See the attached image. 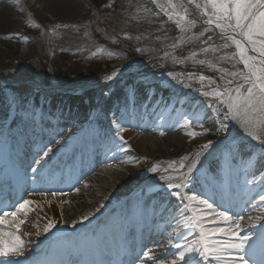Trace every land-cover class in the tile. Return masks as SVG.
Here are the masks:
<instances>
[{"label": "rangeland", "instance_id": "374dc122", "mask_svg": "<svg viewBox=\"0 0 264 264\" xmlns=\"http://www.w3.org/2000/svg\"><path fill=\"white\" fill-rule=\"evenodd\" d=\"M9 1L11 2L9 17L5 21L0 22V98L4 99V103L0 106V112H2L4 106L10 103V96L13 93L18 95V101H23L27 98V101L30 102L27 105L29 109L27 112L31 113L33 110L34 116L39 115V111H36L39 106V97L47 93L58 92L77 95L79 96L78 102L82 100V103L87 102L88 96L95 94L97 98L94 101L97 104L107 103L110 106L113 102H107V100L116 91H119L121 96L119 97L120 103L116 102V108L113 109L116 117L126 112H123L124 108L130 110L128 111L130 115L131 113L135 115L138 110H145V100L149 98L148 91L149 87H151L152 99L155 100L161 97L164 105H169L172 99L177 96V105L181 99H184L187 109L190 106L196 108V105L199 106V109H203V112L198 114L199 122L203 124V127H199L194 122L191 129L196 130L197 133H203L195 136L198 141H208L209 137L212 136L216 139L212 141V146L206 150H202V146H197L189 154L178 156L160 155L155 148L153 150L156 158H158L156 163L146 157L135 154L136 148L133 140L126 141V144L122 142L123 149L130 147L131 153L129 155L134 158L133 164L137 170L141 171L137 172L136 178L129 175V178L140 182L139 184L135 182L130 187L131 190L135 189L133 191L134 195L130 197L132 200L148 199L147 197L152 194L164 192L166 193L165 198L167 201L170 200L172 204L183 209V202L174 196L168 195V189L165 187L169 182L175 183L178 181L161 179L162 176L167 177L170 175L178 177L180 173H185L189 177L187 181L190 179H195L196 181L202 178L203 180H197V184L204 182L202 186L206 185L214 194L218 191L220 192L222 180H228L230 185H232V187H229L231 194H233L234 188L237 189L238 186L249 184L246 181H250V178L254 176V172L245 171L246 161L249 158L256 160V157L264 159V144H260L247 136L242 125H240L242 130L236 131V120L230 116L225 118L228 112L226 105L219 104L214 97H205L200 94L201 92L214 90L222 91L224 88L235 90L238 86L244 84L241 76L229 75V73L233 72H247L242 63L240 64L243 68H240L239 56L237 58L236 51L230 44L227 48H218V46H223L226 42L224 44L214 42L212 45L209 43L208 49L210 50L207 52L189 50L181 56L173 54L161 59L163 60L162 62L161 60L160 62H152L157 59H153L154 56L158 55V58L161 57L158 54L160 48L158 42L164 40V36H161V27L168 23L178 24V19L171 16L174 14L168 5V0H76L73 4L74 16L69 18L59 17L53 13L49 6V0L47 3L44 0ZM172 2L178 4L175 0H172ZM196 3L203 5L205 0H196ZM99 5L102 7H99ZM200 10L202 14V8ZM177 11L182 12V9L178 8ZM208 11L211 12L210 7ZM35 25H38V27ZM57 25L60 27L57 28ZM196 29L199 30L200 27L195 26L193 29H189L185 36L189 37L192 34H197ZM172 30L171 27L166 31L167 37L173 34ZM24 38H27V42H25ZM257 39H264V37L258 36ZM211 40L218 41L216 39ZM8 46H13L18 52L15 55H9L7 52ZM211 49L216 50L212 51ZM108 53H112V55L110 56ZM201 60L206 61V63H200L199 61ZM121 63H125V65L119 66ZM108 67H111L112 72L106 77L96 78L95 82H93L94 77L100 74L99 71L107 70ZM200 76H204L206 79L201 81L199 79ZM172 77H175V79H172ZM229 79L233 81L231 85L226 84ZM177 81H183V83H178ZM130 84H133L138 90L134 105L122 99L127 98L129 92L124 86ZM20 87H23V92L20 91L19 93L16 89H20ZM122 90L125 93L122 94L120 92ZM234 94L235 92L233 91ZM149 104H147V107L151 109L153 107L152 102H149ZM11 110H15L19 115H24L26 112L18 104H12ZM101 111L104 112L100 113L99 111L96 114L98 116H95L93 109L89 107L76 121L83 125L85 120L90 118L94 121L96 118L99 120L100 116L104 114L103 123L107 124L105 127L111 131V136L116 135L117 127H112V124H108L112 120L108 111L106 109ZM192 111L194 110L192 109ZM187 113L188 111L184 107V115L177 117L174 121L176 127L183 126L185 117L195 120V117H191L190 114L185 115ZM127 117L124 114V118ZM6 118L9 120L10 116L6 115ZM222 124L227 125V128L222 129ZM76 125L78 124L72 123L65 130ZM162 131L166 132L164 129ZM121 134L123 133L121 132ZM144 140H146L145 145L150 146L153 144L148 142L149 140L147 139ZM48 148H51V152H53L63 147L54 142H49L46 145V150ZM208 151L210 152L208 153ZM198 153L199 155H197ZM184 157H188V159L184 160ZM111 158V154H106L104 160L101 161L91 158V160L96 161L95 167L81 177L79 183L72 187L71 190L74 191L81 188L88 190L96 188L97 190L101 188V181L104 180L113 186V194L118 193L119 195L123 189L122 187H124L121 181L124 180H122L121 172L113 169V163L117 162L122 165L124 160L117 161L116 159L113 161ZM171 162H175V164L172 168H169ZM194 162L195 167L189 172L188 169ZM181 163L184 164V168H180ZM157 165H159V170L156 173L149 171L150 168ZM211 165L215 166V168L208 171ZM164 169L168 170L164 171ZM262 172L264 175V171ZM94 178L99 180V182L93 181ZM192 183H187V187L183 191L190 190L189 187L193 188L195 184ZM259 186V189L263 188L261 184ZM150 189L151 191H149ZM198 189L199 191H196ZM8 191L11 192V190ZM173 191H177V189H173ZM193 191L200 193L202 188H196L195 186ZM261 191H264V189ZM17 193L18 191H15L14 194L17 197L13 203L8 197L6 200L8 199L9 203L13 205L20 201L22 202L24 199H30L29 193L26 195V192H24L22 197L18 196ZM145 193L147 195H144ZM40 194L41 192H39ZM69 194L61 193V195H65L63 197H68ZM58 195H60L58 191L55 194H46L49 198ZM61 195L59 197H62ZM106 199H104L105 203ZM170 201H168L169 204ZM18 205L8 207V204H2L0 212H3L6 208L9 211L14 210ZM103 207L106 208L105 211H113L108 206L103 205ZM251 208L253 209L252 212H255L252 215L253 218L264 216V211H262L264 210V202L258 204L255 200ZM39 211L42 214H46V210L41 206H39ZM18 216L20 218L26 217L25 222L20 226L18 234L24 240L27 249L25 256L19 259L25 258L31 262L33 256L28 255H31L32 248H29L28 245L41 242L45 237H50L53 234L43 231L46 225L39 227V232L32 230L31 223L34 221L32 214H18ZM242 216L244 217L242 222H244L246 216ZM92 218L99 224L97 230L99 228L108 229L105 223L100 222L101 214ZM255 222H257V225L264 224V220H256ZM35 223L38 225L37 221ZM0 227L8 228L4 225ZM12 229L15 231V227H12ZM38 233L39 235H37ZM72 233L81 235L76 230H73ZM64 237L68 236L66 234H56L51 237L54 238L55 243L61 244L55 245L54 248V254L57 258L62 253V244L68 242Z\"/></svg>", "mask_w": 264, "mask_h": 264}, {"label": "snow or ice", "instance_id": "6c2138e0", "mask_svg": "<svg viewBox=\"0 0 264 264\" xmlns=\"http://www.w3.org/2000/svg\"><path fill=\"white\" fill-rule=\"evenodd\" d=\"M188 2L194 3L197 8H202V15L208 17L204 21L206 24H215L216 28L225 33L224 39L231 41V44L235 45V48L238 50L239 62L247 69L246 73H229L231 76H241L244 81V84L238 86L235 90L224 88L222 91L214 90L211 92H201L200 94L205 97H214L219 104L226 105L228 112L225 118H229L230 116L232 119L237 120L243 126L247 136L258 141L260 144H264V39H257L258 36L264 37V0H205L203 5L196 3V0H188ZM168 5L173 10V14L179 17L177 23L180 25L181 30H185L188 25L195 23V21L187 19V9L183 7L182 3L176 4L172 0H168ZM209 7L211 8V12L208 11ZM178 8L182 9V12L177 11ZM30 26L32 25L30 24ZM35 26L38 27V25ZM58 27L60 26L57 25ZM237 37L240 38L238 39ZM24 39L27 42V38ZM244 41H247V46ZM204 43H207V41ZM229 46L228 43H225L222 47L227 48ZM209 50L205 48L203 51L207 52ZM211 50L215 51L216 49ZM249 50L253 53H258L259 58L249 55ZM108 55L111 56L112 53H108ZM199 62L206 63L203 60ZM172 79H175V77H172ZM199 79L203 81L206 77L200 76ZM177 82L183 83V81ZM232 83L233 81L230 79L226 81L228 85ZM233 91L235 92L234 95ZM137 95L138 90L132 88L127 94V103L134 105ZM151 95L152 90L149 87V98ZM29 103L27 100L18 101L15 95L10 100V104H18L26 112L29 111L27 108ZM168 106L167 104L164 105L165 111H167ZM194 122L199 127H203V124L199 122L198 114L195 115V120L185 117L183 126L191 128ZM221 128L226 129L227 125L222 124ZM122 131L124 129L117 125L116 136L126 144L127 142L120 135ZM201 134L203 133L186 132V135L191 137ZM160 135H165V132L161 131ZM211 146L212 141H209L202 145V150H206ZM116 147L121 151L124 150L121 145H117ZM51 151V148L47 149V152ZM47 152L44 153L45 156H47ZM183 159L187 160L188 157H184ZM254 163V160L249 158L246 161L245 171L253 168ZM174 164L175 162H171L169 168H172ZM194 167L195 162L188 171L191 172ZM180 168H184L183 163L180 164ZM31 170L36 172L37 169L32 168ZM158 170L159 165L149 169L152 173H156ZM167 170L164 169V171ZM161 179L178 181L175 183L169 182L165 185L168 189V195L176 197L181 202L184 200L188 201L183 209H176L184 217L182 225L178 223L177 227H183V229L187 230L198 229L199 238L189 241L187 231L174 233L175 242L170 240L168 247L179 249V251L170 252L169 256L172 257L171 259L164 257L155 261V264H249V259L252 260V264H264V224L259 225L260 231L254 239L251 233L246 232L245 226L242 224L244 220L243 216L233 217L226 211H218L213 208V205L208 200L202 199L196 194L188 195L183 192V189L187 187V175L185 173H180L178 177L171 175L167 177L162 176ZM255 182V180L246 181V183ZM173 189H177V191H173ZM144 195H147V193ZM156 195L160 197L161 207L164 208V211H167L165 197L159 193ZM260 201L264 202V195L260 196ZM33 203L30 199H24L14 210L9 211L6 208L3 212H0V226L12 224L15 227V231L12 228L6 230L0 227V264H61V262L57 261L29 262L27 259L23 261L19 259L25 256L27 249L24 240L18 234L20 226L25 222L26 217L20 218L18 213H27L31 210L30 205ZM194 205L212 209V220L206 221L204 216L201 215V208ZM138 207L139 205H137V209ZM186 209L191 210V215H186ZM90 215H94V213L83 216L80 221L73 223V227L76 226V223L88 221ZM256 220H264V216H257L255 218L250 216L249 221L252 227L258 226L255 223ZM217 221H223L224 224L213 228H206V223L217 224ZM55 227L56 222L50 221L43 231L47 233ZM241 233L244 234L241 235ZM215 236H224L226 239H214L213 237ZM147 258L152 259L150 254H147Z\"/></svg>", "mask_w": 264, "mask_h": 264}, {"label": "bare ground", "instance_id": "6f19581e", "mask_svg": "<svg viewBox=\"0 0 264 264\" xmlns=\"http://www.w3.org/2000/svg\"><path fill=\"white\" fill-rule=\"evenodd\" d=\"M47 1L48 0H44L45 3H47ZM74 1H76V0H49V4H50L49 6L51 7L52 12L57 14L59 17L69 18V17L74 16V5H73ZM10 4H11V2L9 0H0V22L5 21L7 19V17H9V11H10L9 6H10ZM187 19L191 20V21H195V23L193 25H188V27H186L185 30H183V36L181 38L183 40L182 44H185L186 42L192 40L197 35V34H192L189 37L184 36L185 34H187L188 30L193 29L198 24L201 27V22L205 21L204 18H200V23H199L198 17H195V16L189 17V14H187ZM205 25H206L205 28L207 31H216V32L222 33L220 31V29L215 27V24L209 25V24L205 23ZM222 34H225V33H222ZM237 38L239 39L240 37H237ZM244 43L247 46V41H244ZM7 52L9 55H15L18 52V50H15L13 48V46H8ZM248 54L252 55V56H257V58H259L258 53H253L250 50H249ZM124 65H125V63H121L119 66H124ZM131 87H134V86H130L129 91L131 90ZM16 91H19V93H20V91L23 92V87H20V89H16ZM13 95H15V93L11 94L10 98H12ZM15 96L18 98L17 94ZM119 97H121L119 94V91H116V93H114L110 97V99L107 100V102L108 101L113 102L112 105L108 106L107 103L106 104H101V103L97 104L94 101L95 98H97L96 95L95 94L90 95V96H88L86 103L76 104V103H79L78 99H77V102L75 101L71 106L65 107L64 108L65 111L67 109H70L71 111H66L63 114L67 115V117H69V123H70V121L73 118L81 117L83 115L84 111L89 109V107L91 109H93L95 116H98V115H96L97 112L100 111V113L101 112L103 113L104 111H101V110L106 109L109 113V116L112 119L108 124L109 125L112 124V127L113 126L117 127V125H119L120 127H122L124 129V131H122L123 134H121V136H123V138H124V141L128 142L130 140H133L135 142V148H136L135 154H139L140 156L146 157L155 163H156V161H158V158H156L154 150H153L155 148L157 150L156 152L159 153L160 155L178 156V155L186 154V153L189 154V152L192 151V149H194V147L202 146L205 143L214 140V137L212 136V137H209L210 139H208V141L207 140L198 141L195 137H191V136L186 135V132H188V131L196 132V130L185 127V126H180V127L175 126V128L173 127L172 131L165 133V135H163L162 137H160L159 134H155V136L152 139H147V140H149L148 142H152L154 145L153 144H151L150 146L145 145L146 140H144V139H146V138H140V136H143V134L138 132L137 129H135V128L133 129V127H130L132 125H135V124H130L134 121H131V122L123 121L124 114H126V112L128 111V108H124L123 112L124 111H126V112L123 113L122 115H118L117 117H116V114L113 112V109L116 108L115 103L116 102L120 103ZM122 99L126 100V98H122ZM25 100H27V98ZM61 100H63V98L60 99L59 101H61ZM34 101H36V99H34ZM180 102L184 103V100L179 101V103ZM3 103H4V99L0 98V106ZM60 103H65V102L61 101V102H58L57 104H60ZM11 106H12V104L9 103L8 105L4 106L2 112H0V130H2V128H4V125H3L4 119L6 118V115H8V114H11L9 123H12V122L17 123L19 128L16 129L14 132L10 133L7 138L6 137L3 138L4 143L2 145L3 151H2V157L0 158V168L5 165L4 163L6 161L10 162V156H12L11 155L12 152L9 149H4L5 145L7 146L6 141H8V139H13V138L18 137L19 133H20L19 131H20V128L22 125L29 122V124H28L30 127L29 130L31 129L32 132L27 133L26 139L32 148H35V145L37 143L36 141L39 138L40 134H42V137H49V134L47 133V131L45 129H43L39 133V122H36L39 120V115H36L33 118H30V115L28 114V112H25L24 115H19L18 113L15 112V110H11ZM179 106H181V105L178 104V106H176L175 108L172 107L173 112H171L172 114L168 118L169 121H171V124H173L174 119L177 116L179 117L181 115H184V110L182 108L179 109ZM38 110H39V107L36 108V111H38ZM188 110H189L188 113L185 115L190 114L191 117H195V114H199L200 112H203V109H199V107L196 108V110H194V111H192V109L191 110L188 109ZM170 111H171V108L168 109L167 113H164L162 116H159L160 119H158L156 121V123H157L156 127H160V126L165 127V122L167 121L166 115ZM104 118H105V116L103 114L102 116H100L99 120L97 118L96 119L94 118L95 121L92 120V118L87 119V120H85V125L86 124H89V126L103 125V126H100L103 129V131L101 133L89 131V136L94 135L92 137V141H93V143L94 142L98 143L95 151L97 152L96 154H97L99 161L104 160V156L106 154L107 155L111 154V156H112L111 159L113 161L116 159H117V161L124 160L122 162V165H121V163L114 162L113 163V165H114L113 169L118 170V172H121L122 180H124L121 182L125 188L122 187L123 189L121 190L120 194L118 195V193L113 194V190H114L113 186L111 184H108L104 180L101 181V188L100 189L96 190V188H95L94 190H91V189L88 190L85 188L84 189L81 188V189H77L74 191H71V185H65L63 183L53 184V185L49 184L47 177H43L41 179L42 180L41 182L38 181V182L34 183L31 187V189L32 190H39L42 192V194L39 196H35V195H32V192L30 191V193H31L30 200H32L34 203L32 205H30L31 210L28 211L27 213L33 215L34 221H32V223H31L32 230L39 232V227H43L42 225H47L50 221H55L56 227L50 231V233L53 234L50 237H45V239H43L41 242H38L36 244H29L28 245L29 248H32V253L35 252L36 255H39V254L42 255V252L39 251V250H41L40 247L43 244H46L48 241H50L51 237L56 235V234L57 235L66 234L69 236V235L73 234L72 233L73 230L79 231L80 233L81 232L89 233V230L94 231L95 227L97 225H99V224H97V222H95L93 220L94 218H92L95 215L100 216V214H101L102 218H101L100 222L105 223L106 228L109 227L111 224H115L123 215L131 216V218L129 220L130 222H135V221H141L142 222L145 220H149L152 217L154 212L151 209L143 208V209H139L137 212L134 211L135 205L137 203V201H136L137 199L132 200L130 198L134 195L133 191L135 190V189L131 190L130 187L133 186V184L135 182H138L137 184H139L140 182L136 179L129 178V175L133 176V178H136L135 176H137V172H141V171L137 170L135 168V165L133 164L134 158L131 157V155H129V153H131L130 147H128L126 149L124 148V150L121 151L116 147L119 144H117L114 147L111 146V144L109 142L110 141L109 135L111 134V131L107 130V127H105V126H107V124L105 125V122L103 123ZM128 124L130 126L125 127V125H128ZM240 125H241V123L236 120V123H235L236 131L242 130ZM16 127H17V125H16ZM82 128H84V126L80 125V124L72 127L71 131H73V130H75V131L72 133H67L66 135H64L65 136L64 138L61 137L62 140L59 139V141L57 142L58 145L59 144L64 145L65 143L66 144L67 143L75 144L76 143L75 140L79 139L78 135L81 134ZM151 129H152V127H151ZM157 132L158 131L156 130L155 133H157ZM18 139H20V138H18ZM116 140L119 141V137ZM62 141H64V143H62ZM146 146H148V147H146ZM51 155H52V159L54 162L56 160V155L55 154H51ZM85 156L91 158L90 153L85 154ZM257 159H258V157H256V160ZM38 160H39V158H37L36 156L35 157L32 156V159L30 161H28V160L26 161V163L29 165H31V163H32L31 169L32 168L37 169L35 172L36 175H40L41 173H43V171H45L49 168V166H50L49 161L51 160V158L50 159L45 158V161L40 160V163L37 162ZM253 160L255 162L254 163L255 164V166H254L255 171L264 170V161H261V158H259L257 161L255 159H253ZM35 162H37V163H35ZM91 164H94V165H91ZM95 164H96L95 161L86 162V166H88L87 167L88 171H91V169L93 167H95ZM125 166H126V168H124ZM213 168H215V166L211 165L210 170H208V171H211ZM207 169H209V168H207ZM124 173H126V175H124ZM9 178H11V177L6 176L5 181H2V183L4 185L12 184L14 182V180H12V178L11 179H9ZM263 178H264V175L260 176L257 180H260V179L262 180ZM94 180L97 183L99 182V180H97L96 178H94L93 181ZM194 181H195V179H190L188 181V183H191V182L194 183ZM17 184L19 186L18 190H20V184H21L20 181H17ZM224 185H225V182H224ZM261 185L262 186L264 185V180L261 181ZM193 187H195V186L193 185ZM224 189H226V188H224ZM55 191H60V192L71 191V193L69 194L68 197H63L65 195H61L62 197L52 196L51 198L46 196V194H49V193L53 194ZM111 192H112V194H111ZM245 193H247V195H246L247 197L253 195L252 191L245 192ZM159 194H162L164 197L166 196V193H164V192H160ZM92 197H94V198L90 199ZM95 198H96V200H95ZM105 198H107L106 203L104 202ZM147 198L148 199H143V200H145L143 202H148L150 199H152L151 202H154V205H155V201L156 202L158 200L160 201L159 195H156V194H152L150 197H147ZM110 200H112V201H110ZM121 201H123V202L120 203ZM168 201H170V200H168ZM168 201L165 198V206L167 207L168 210L164 211V208H162V207L158 208L160 210H156L154 213L156 217L153 216L154 220H151L150 222H148L146 229H144L148 232V235H149L148 238H151L155 242H157V244H162V245L165 244V242H166V241H164V237H163V229L165 227L168 229H169V227L170 228L174 227V226H176V223L178 221L181 220L179 222V224H181V223H183V220H184L183 219L184 217L181 215H178L174 220H172L178 213V211H176V209H178V207L175 206L174 204H172L171 201L169 204ZM256 202L258 204L262 203L260 201V198H257ZM41 203H43V204H41ZM187 203H188L187 200L183 201V204H187ZM101 205L108 206V208L109 209L112 208L113 211H111V212H108L107 210L105 211L106 208L101 207ZM39 206H41L43 209L46 210V214L45 213L42 214V212L39 211ZM145 207H149V205L145 206ZM97 209H98V211H97ZM27 213L21 212L18 214L26 215ZM92 213H94V215H90V218L88 221H85L84 223H76V226L73 227V223L80 221L83 216L89 215ZM163 217L167 218L169 220L168 224H166V225L163 224L164 221L166 222V219L163 221L161 220ZM142 218H143V220H142ZM35 221L38 222V225L35 223ZM255 223H257V222H255ZM39 224H40V226H39ZM4 226H6L8 228L14 227V225H12V224L11 225L5 224ZM8 228H6V229H8ZM183 230L187 231L189 241H194V240H197L199 238L198 229H190V230L182 229L181 232H183ZM259 231H260L259 225L257 227H252L251 225H249L246 229V232L251 233L253 235V238H255L256 234ZM173 239H175V238H173ZM172 251H175V250L171 249L169 247H168L167 251L154 250L151 252L152 259H148L147 257H145L144 262H145V264H155L154 262L161 259V258L167 257L169 259L170 258L169 253ZM176 251H179V249ZM101 258H102L101 262L98 258V260L96 261L95 264H107V261L102 256H101ZM140 264H143V263H140Z\"/></svg>", "mask_w": 264, "mask_h": 264}, {"label": "trees", "instance_id": "16d2710c", "mask_svg": "<svg viewBox=\"0 0 264 264\" xmlns=\"http://www.w3.org/2000/svg\"><path fill=\"white\" fill-rule=\"evenodd\" d=\"M99 7H102V6H100L99 5ZM172 24H165V26H163V27H161V30L160 29H158V30H160L161 31V36H164V40H162V41H159L158 43L160 44H158V46H160V49L161 48H163L165 45H168V44H170V43H172V42H174L175 41V39L177 38V36L179 35V31H178V28H177V26H175V25H172ZM172 27V32H173V34L172 35H170V36H168L167 37V35H166V31L168 30V29H170ZM160 36V35H159ZM211 39H216V40H218V41H212ZM205 41H207V43H204ZM214 42H217L218 44H221V43H225V41L224 40H222V39H220V38H218L217 36H213V35H211V36H208L206 39H204V40H202V41H200L199 43H197V44H195V45H192V46H190V47H188V48H185V49H182V50H180V51H178L177 52V55H179V56H181V55H184L185 54V52L187 51H189V50H197L198 52H205V51H203L205 48H208L209 46H210V44L212 45ZM210 43V44H209ZM222 46H218V48H221ZM186 68V67H185ZM99 73L100 74H98V75H96L95 77H100L101 76V74H104L103 72H101V71H99Z\"/></svg>", "mask_w": 264, "mask_h": 264}, {"label": "water", "instance_id": "95a60500", "mask_svg": "<svg viewBox=\"0 0 264 264\" xmlns=\"http://www.w3.org/2000/svg\"><path fill=\"white\" fill-rule=\"evenodd\" d=\"M191 8L194 9L193 6H191ZM195 13H197V12H195ZM198 17H201V16H198ZM202 23L204 24V22H202ZM176 48H178V47H174L172 50H174Z\"/></svg>", "mask_w": 264, "mask_h": 264}]
</instances>
